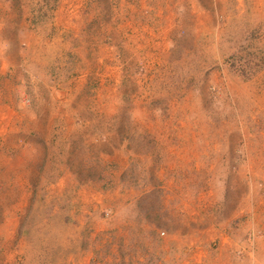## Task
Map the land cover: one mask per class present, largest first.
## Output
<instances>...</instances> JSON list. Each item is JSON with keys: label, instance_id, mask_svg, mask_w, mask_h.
Returning <instances> with one entry per match:
<instances>
[{"label": "rangeland", "instance_id": "obj_1", "mask_svg": "<svg viewBox=\"0 0 264 264\" xmlns=\"http://www.w3.org/2000/svg\"><path fill=\"white\" fill-rule=\"evenodd\" d=\"M2 8L0 264H264V0Z\"/></svg>", "mask_w": 264, "mask_h": 264}, {"label": "crops", "instance_id": "obj_2", "mask_svg": "<svg viewBox=\"0 0 264 264\" xmlns=\"http://www.w3.org/2000/svg\"><path fill=\"white\" fill-rule=\"evenodd\" d=\"M4 11H5V9H3V8H2V10H0V13H1L0 15H1V16H5ZM12 14H13V13H10L9 15H12ZM14 15H16V13H15ZM6 16H7V14H6ZM23 24H24V22L21 21V22H20V25H23ZM0 28H1V27H0ZM0 50H1V48H0ZM107 50H108V49H107ZM107 50H105V51L103 52V50L100 49V55H101V56H106V55H105V52H106ZM0 53H1V52H0ZM109 55H111V53H109Z\"/></svg>", "mask_w": 264, "mask_h": 264}]
</instances>
